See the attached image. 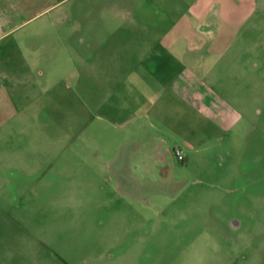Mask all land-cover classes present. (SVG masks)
Segmentation results:
<instances>
[{
    "label": "rangeland",
    "instance_id": "rangeland-1",
    "mask_svg": "<svg viewBox=\"0 0 264 264\" xmlns=\"http://www.w3.org/2000/svg\"><path fill=\"white\" fill-rule=\"evenodd\" d=\"M4 1L15 16L0 69L44 76L3 82L0 264H264V0L251 19L252 111L151 195L134 176L120 181L114 150L103 157L88 139L85 98L101 86L85 85L71 48L83 0Z\"/></svg>",
    "mask_w": 264,
    "mask_h": 264
},
{
    "label": "crops",
    "instance_id": "crops-1",
    "mask_svg": "<svg viewBox=\"0 0 264 264\" xmlns=\"http://www.w3.org/2000/svg\"><path fill=\"white\" fill-rule=\"evenodd\" d=\"M256 5V0H83L74 26L82 35L81 56L74 41L71 48L85 85L101 86L93 97L88 89L85 98L88 139L104 143L103 157L114 150L109 160L116 162L120 181L134 176L131 180L149 183L150 195L174 188L176 164L186 173L202 163L252 111L251 70L259 64L251 59L250 42ZM14 16L0 10V42L10 35L6 28ZM76 37L73 32L70 38ZM34 73L25 77L0 69V95L6 96L5 80L36 82L44 76L38 66ZM257 94L255 103L261 102Z\"/></svg>",
    "mask_w": 264,
    "mask_h": 264
},
{
    "label": "built area",
    "instance_id": "built-area-1",
    "mask_svg": "<svg viewBox=\"0 0 264 264\" xmlns=\"http://www.w3.org/2000/svg\"><path fill=\"white\" fill-rule=\"evenodd\" d=\"M175 157L177 158L178 161H181L183 158L180 151H175Z\"/></svg>",
    "mask_w": 264,
    "mask_h": 264
}]
</instances>
